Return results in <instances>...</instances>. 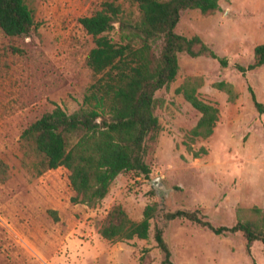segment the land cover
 <instances>
[{
  "label": "rangeland",
  "instance_id": "rangeland-1",
  "mask_svg": "<svg viewBox=\"0 0 264 264\" xmlns=\"http://www.w3.org/2000/svg\"><path fill=\"white\" fill-rule=\"evenodd\" d=\"M105 1L137 18L133 0H24L34 29L13 37L0 30V160L8 173L0 183V264H160L155 226L162 230L171 264H264V244L252 242L248 254L240 232L216 235L185 218L162 216L196 210L214 226H230L239 208H264V113L255 111L247 89L264 102V62L243 73L235 67L252 62L254 46L264 43V0H219V9L209 15L180 11L175 32L198 35L226 66L210 57L177 54L174 80L154 93L160 130L147 156L148 177L117 174L90 207L72 200L64 167L39 172V156L20 140V132L54 105L66 113L85 106L92 77L84 59L94 44L78 18ZM109 35L117 40V32ZM189 76L201 78L198 97L218 109L211 134L191 143L193 150H206L198 158L185 144L200 113L174 90ZM219 81L230 84L233 100L214 87ZM152 202L158 211L146 238L112 242L98 234L113 205L139 220Z\"/></svg>",
  "mask_w": 264,
  "mask_h": 264
},
{
  "label": "trees",
  "instance_id": "trees-1",
  "mask_svg": "<svg viewBox=\"0 0 264 264\" xmlns=\"http://www.w3.org/2000/svg\"><path fill=\"white\" fill-rule=\"evenodd\" d=\"M133 1L136 19L123 14L112 1L103 2L99 10L78 18L94 44L84 59L92 77L83 95L85 106L66 113L54 105L25 126L19 136L39 156V172L64 167L74 192L72 200L90 207L105 196L117 174L132 171L149 176L147 156L160 130L154 114V93L174 80L179 67L177 54L210 57L226 66L225 58L218 57L198 35L187 37L174 30L180 11L197 9L202 15H209L219 9V0ZM34 27L31 10L24 0H0V30L5 36H27ZM111 31L117 32V40L111 38ZM263 62L264 43H260L253 48L252 62L235 67L243 73ZM201 82L199 76H189L174 89L200 113L185 144L193 158L206 154L203 147L193 150L191 143L195 137L211 134L218 114L216 106L198 97L196 89ZM214 87L224 91L228 100L235 98L230 84L219 81ZM247 89L255 111L263 114L264 102L255 98L250 87ZM7 175V165L0 160V183ZM157 211V203H148L140 219L132 220L120 205H113L98 234L112 242L144 239ZM237 212L230 226H214L196 210L175 209L163 212L162 216L168 221L185 218L216 235L240 232L249 254L252 242L264 244V208L252 206ZM153 239L162 253L160 264H171L170 251L158 226L154 227Z\"/></svg>",
  "mask_w": 264,
  "mask_h": 264
},
{
  "label": "water",
  "instance_id": "water-1",
  "mask_svg": "<svg viewBox=\"0 0 264 264\" xmlns=\"http://www.w3.org/2000/svg\"><path fill=\"white\" fill-rule=\"evenodd\" d=\"M155 187V186H154Z\"/></svg>",
  "mask_w": 264,
  "mask_h": 264
}]
</instances>
